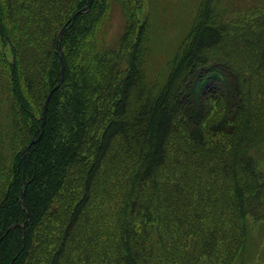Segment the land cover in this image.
I'll return each mask as SVG.
<instances>
[{
    "label": "trees",
    "instance_id": "1",
    "mask_svg": "<svg viewBox=\"0 0 264 264\" xmlns=\"http://www.w3.org/2000/svg\"><path fill=\"white\" fill-rule=\"evenodd\" d=\"M25 1L0 0V222L7 227L13 220L26 221L14 193L20 188L22 177H26V168L20 167L22 147L26 142V130L39 129L41 117L35 112H41L50 91L60 82L61 60L58 58L59 64L54 61L60 53L65 67L64 79L48 103L47 139L62 129L73 134L67 138V144L59 146L63 149L60 158L56 147L49 148V154L47 150L44 153L45 162H53L62 172L63 179L39 185L37 212L26 224L29 233L44 226L50 205L72 181L82 186V194L61 232V247L50 264H61L65 247L84 221L103 164L110 155L116 156L121 151L144 159L141 174L135 179L139 183L134 182L130 209L122 226L117 227L134 243H131L132 250L127 243L124 245L130 262L154 264L156 249L149 239L156 234L157 227L152 225V211L167 210L183 215L178 223L167 224L175 240L171 249L162 246L164 262L173 251L172 258L180 259L181 264L195 252L198 256H206V251L199 250L194 239L183 248L187 236L182 237L181 230L186 223L196 222L193 217H185L196 211L199 213L195 202L202 204L201 214L206 218L207 229L202 235L209 239L208 255L219 259L227 243L233 237L236 239L241 225H245L241 204L247 205L249 198L256 197L254 192L264 197V177L257 172L249 152L251 138L261 133L259 125L255 123L248 134L240 132L241 125L230 133L229 121L224 116L217 124L202 127L204 121L211 120L217 113L223 99L228 102L225 110L229 109L233 121L245 111L252 115L242 106H256L264 101L243 103V86L250 77L243 74L241 68H244L238 60L251 65L256 53L252 50L248 53L246 48L228 43L231 40L222 19V14L226 13L220 9L222 0H210V6H213L207 10L208 20L191 24L165 70L151 78L146 77L144 68L150 23L148 14L142 22L140 15L146 0H95L89 11L72 20L70 16L83 9L85 0L63 4L64 10L56 9L52 17L47 14L45 0H36L34 4ZM114 7L123 17L120 36L114 45H101L98 33L104 16ZM238 14L243 16L232 19L231 25L261 24L264 22V3L246 4L244 11ZM65 22L66 30H70L62 52L61 43V49L57 48V33ZM7 46L13 51L12 61L5 51ZM214 50L223 52L222 63L209 55ZM121 62L122 65L130 62V71L122 80L123 84L119 83L124 72L120 68ZM260 67L261 64H254V68ZM172 72L183 76L182 80H171ZM43 92L47 96L39 100ZM134 93L140 98V106L130 114L129 105ZM187 125L191 127L188 137L183 140L180 132ZM47 133L48 128L30 147L26 166L35 167L44 157L43 142ZM114 147L117 151L111 154ZM171 147L176 157L175 171L171 176L164 175L166 181L155 188L158 195H153L152 201L157 209L149 207L143 212L141 207L148 192L144 186L170 166ZM185 174L188 175L186 180L182 177ZM210 179L214 180L209 183ZM31 182L36 183L37 178ZM162 185L167 187L164 191ZM27 193L28 190L25 197ZM195 197L202 201L194 200ZM215 213L224 214L228 229L210 228L217 220ZM172 221L176 222V219ZM245 239H239L237 248L240 252L245 250ZM30 246L27 230L24 233L21 228L10 230L0 242V264H27L32 259Z\"/></svg>",
    "mask_w": 264,
    "mask_h": 264
},
{
    "label": "rangeland",
    "instance_id": "2",
    "mask_svg": "<svg viewBox=\"0 0 264 264\" xmlns=\"http://www.w3.org/2000/svg\"><path fill=\"white\" fill-rule=\"evenodd\" d=\"M35 1L36 0H33V2H31L27 0L25 3L34 4ZM71 1L73 0H45V7H47L49 11L47 14L49 17L54 16L56 9L64 10L62 9L63 4H69ZM85 1L86 5L83 8L89 5L88 0ZM221 2V12L226 11V13L222 14V19L226 27V33H229L231 40L228 41V43H235L237 47H241V49L246 48V52L252 50L256 53V58L253 56L251 65L246 61L244 63L238 60L240 65L244 68H241V70L244 71L243 74H245L246 77H250V81L246 82L243 86L241 95L243 103L244 105L254 102L259 103V99H261L262 102L264 100V51H261L264 46V22L261 24L254 23L247 27L243 23L233 26L231 25V20L243 16V14L238 13L244 11L246 4L261 5L264 3V0H222ZM94 3L95 0H91L90 7L87 11L91 9ZM98 5L99 3L96 1V6ZM212 6H210V0H146V3L144 2L143 10H141L142 13H140V15H142L141 22L144 20L143 17L148 14V21L150 23L147 45L148 52L144 60L147 78H151L155 76L157 72H163V70H165L167 62L175 53V49L179 48L181 45L182 41L180 40L190 29L191 24L193 22L207 21L208 17L206 13ZM73 15L74 13L70 17ZM122 24L123 17L121 13L117 8H112L111 12L104 16L103 25L98 33V40L101 45H114L115 41L120 36ZM65 25L66 22L59 28L57 36ZM69 30H66L62 37L63 40H61L62 52ZM5 51L9 60L12 61V49L7 46L5 47ZM209 55L215 61L222 63L224 60L221 50L210 51ZM58 56H61L60 53ZM58 58L60 57H55V64H59ZM255 63L258 65L261 64V67L254 68ZM129 67L130 62L124 65H122L121 62L120 68H123L124 72L121 73L120 84H123L122 80H124L126 74L130 71ZM56 69L58 70V68ZM170 78L175 82H179L180 79L182 80L183 76L173 73ZM242 82L244 83V81ZM62 85L63 82L61 86ZM45 96H47V94L43 92L39 100H43ZM132 97L131 104L129 105L130 114L135 113L136 109L140 106L139 96L134 93ZM226 103H228L226 99H223L218 104L217 113L212 117L210 116L211 120L207 122L204 121L202 127H204V125H208L207 127H209L212 124H217L224 116H226L229 121L230 133L233 132L234 127L241 125L243 129L240 132L242 134H248L251 127L253 125L255 126V123L258 124L261 133L259 136L251 138L252 147L249 152L254 158L257 172L264 177V101L256 106H242L244 111L247 108V111L252 112V115H248L245 111L242 116L236 117L234 121L228 114L229 109L225 110ZM43 108L44 104L43 107H41V112H35L37 117H41L39 129L26 130L25 145H27H24L25 147L23 146L24 149L22 147V163H20L22 170L26 168V177H22L20 188L14 191L17 195L18 202L21 203L24 210L26 221L25 219L19 222L13 220L7 227L5 223L0 222V238L14 224H19L17 228H21L23 233L27 230L31 245L29 252H31L30 254L32 256V259L28 261L27 264H50L55 252L61 247V232L66 228L73 208L82 194V186H78L72 181L71 185H69L67 189L62 190L56 201L50 205L48 219L44 226L36 232L29 233V227H26V224L28 221L34 219L37 212V203L39 202L38 193L41 190L39 185L43 182H55L59 179H63L62 172L57 170V166L53 162H45L44 153L47 150L49 154V148L56 147L59 153L58 157L60 158L63 154V149L59 146L67 144V138L73 134L66 129H62L59 134L47 139L49 138V125H47L48 117H46L43 131L48 128V133L43 142V148H45L43 151L44 157L35 167L26 166L27 153L29 150L26 154H24V150L30 145L32 138H35V136L41 132ZM47 109L49 111V108ZM233 110H235V112L237 111L235 106H233ZM190 127V125H187L182 128L180 136L183 140L188 137V129ZM116 149L117 148L114 147L111 154L116 152ZM171 149H169V152H171L170 166H168L166 170L159 172L154 180L148 182V184L144 186V189L146 187L148 192L146 194L147 197L143 200L144 206L141 207L143 212L148 210L149 207H152L154 210L157 209L152 201L153 195L156 197L158 195L155 188L166 181V177L163 178L164 175H170L175 171L176 164L174 160L176 157L172 153L174 149ZM143 163L144 159L142 157H135L124 151H121V153L116 156L110 155L106 159L94 185L90 205L83 217L84 221L76 229L74 239L72 237L69 245L65 247V253L62 257L61 264H134L130 262L129 255L126 257L124 249V245L127 243L128 247L132 250L131 243H133V241H129V239L124 237L118 231L117 227L122 226L124 218L127 216L130 209V202L134 196L132 193L134 182L139 183L138 180L135 179L141 174ZM35 177L37 178V182H31ZM182 177L186 180L188 175L185 174L182 175ZM213 180L214 179H210L209 183ZM25 184H27L28 193L24 203L21 201V198ZM57 188H59V185H57ZM166 188L165 185L161 187L163 191ZM254 194L256 197L249 198V203L247 205L241 204V209L245 211V213L243 212L242 214L244 215L245 225H241L240 232L237 234L236 239L233 237L232 240L227 243L219 259L208 255L207 246L209 245V239L205 235H202V232L207 229V225H205L206 218L204 214H201L202 210L200 207L202 204L199 205L197 202L194 203L199 207V213L196 211V213H191L189 216L185 217L186 219L193 217L196 219V222L190 221L186 223L181 230V236H187V241L183 242V248H185L188 242L194 239L197 242L198 249L203 252L206 251V256H198V253L195 252L194 256L190 254L191 257L185 264H264V197L258 196L260 194L258 192H254ZM197 197L193 199L202 201L201 199L204 198L202 196L200 197L201 199ZM160 199H162V197ZM237 210L239 211L238 208ZM152 212V225L157 227L156 234H152V237L149 239L151 242L150 245L156 249L154 264H181L180 259L175 261L172 258L174 251L165 262L162 259L161 252L162 246L171 249L175 240L173 232L167 224L178 223L183 219V215H178L174 211L167 210ZM215 215L217 220L212 223L210 228L213 230L228 229L229 223L226 222V218H223L224 214L215 213ZM174 218L176 222L172 221ZM31 225L32 224H30V227ZM245 237V250L240 252L237 245L239 239H244ZM180 248L181 245L179 249ZM142 264L149 263L143 262Z\"/></svg>",
    "mask_w": 264,
    "mask_h": 264
},
{
    "label": "water",
    "instance_id": "3",
    "mask_svg": "<svg viewBox=\"0 0 264 264\" xmlns=\"http://www.w3.org/2000/svg\"><path fill=\"white\" fill-rule=\"evenodd\" d=\"M88 2H89V5H88L87 7H85V8H83L82 10L76 12V13L71 17V20L74 19L78 14H81L82 12L87 11V10L89 9L90 4H91V0H88ZM65 30H66V26H64V27L62 28V30L59 32V34H58V36H57V48H58L59 50L61 49L60 46H59V44L61 43V39H62V36H63ZM60 60H61L60 82L57 84V86H56L53 90L50 91V93H49V95H48V97H47V99H46V101H45L44 108H43V112H42V132H41L40 136H39L35 141H32V142L30 143V145L24 150V154L27 153V151H28L29 148L33 145L34 142H38V141L41 139V136H42V133H43V128H44V123H45V119H46V112H47V108H48V103H49V101H50V98H51L53 92H54L55 90H57V89L61 86V84H62V82H63V79H64V68H65V67H64V61H63V57H62V55L60 56ZM24 157H25V155H24ZM26 190H27V184H25V188H24L23 195H22V198H21V201L24 202V203H25V192H26ZM18 226H19V224H14V225H12V226H11V227H10L5 233H4V235L0 238V242H1L2 238H3L4 236H6L10 230H14V229L17 228Z\"/></svg>",
    "mask_w": 264,
    "mask_h": 264
}]
</instances>
